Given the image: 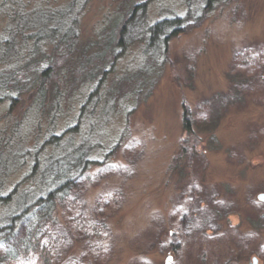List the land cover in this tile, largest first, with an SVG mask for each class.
I'll return each instance as SVG.
<instances>
[{
	"label": "rangeland",
	"instance_id": "1",
	"mask_svg": "<svg viewBox=\"0 0 264 264\" xmlns=\"http://www.w3.org/2000/svg\"><path fill=\"white\" fill-rule=\"evenodd\" d=\"M73 153L48 264H264V0H0V226Z\"/></svg>",
	"mask_w": 264,
	"mask_h": 264
},
{
	"label": "trees",
	"instance_id": "2",
	"mask_svg": "<svg viewBox=\"0 0 264 264\" xmlns=\"http://www.w3.org/2000/svg\"><path fill=\"white\" fill-rule=\"evenodd\" d=\"M130 20L131 19L127 17L121 26L118 27L117 34L112 35V38L109 37L108 40H111L110 44L116 42L114 44V46H116L117 43L119 45L124 43V40L127 37V28ZM175 22H177V20L173 18L164 19L156 22L153 26H150V30L155 36L167 32L164 36V42L168 43L175 34L182 31H177V28L174 26ZM66 39H68V36ZM68 40H74L73 36H70ZM246 56L248 57V55L238 54L237 57H239L242 62H247L248 60H245ZM250 61L254 65L259 62L258 59L252 58ZM50 70V66L42 69V75L45 76ZM54 75L56 77L59 76L56 72H54ZM184 114V129L188 133H191L192 120L188 117L189 110L185 109ZM51 139L53 140V138ZM76 154L73 153L72 155H69V157L66 156L67 158L56 157L55 159H52L46 167L44 176L50 178V185H54V187L48 190L44 195L38 196L36 201L31 204L24 207L20 205V211L17 212L10 221L0 226V242L2 241L7 248V256L10 255L13 258H17L37 254L38 264H44L43 262L48 264L49 254L40 246L41 239L46 233V231H44V226L58 212V205L61 200L70 197L72 192L76 189L79 191L80 181H78V179H80L79 176L84 173L83 170L87 167H85L84 164L81 169L79 168L80 157H75ZM76 171L78 174L75 173ZM73 194L76 195L75 193ZM76 197L77 196H73V199ZM262 220L263 219L261 218L260 222ZM256 228L262 230L264 225L261 222Z\"/></svg>",
	"mask_w": 264,
	"mask_h": 264
},
{
	"label": "water",
	"instance_id": "3",
	"mask_svg": "<svg viewBox=\"0 0 264 264\" xmlns=\"http://www.w3.org/2000/svg\"><path fill=\"white\" fill-rule=\"evenodd\" d=\"M262 197H264V193H261V194H259V196H258V198L260 199V200H264V198H262ZM255 259V258H254ZM256 260L257 259H255V262H256Z\"/></svg>",
	"mask_w": 264,
	"mask_h": 264
},
{
	"label": "snow or ice",
	"instance_id": "4",
	"mask_svg": "<svg viewBox=\"0 0 264 264\" xmlns=\"http://www.w3.org/2000/svg\"><path fill=\"white\" fill-rule=\"evenodd\" d=\"M262 198H264V197H262Z\"/></svg>",
	"mask_w": 264,
	"mask_h": 264
}]
</instances>
